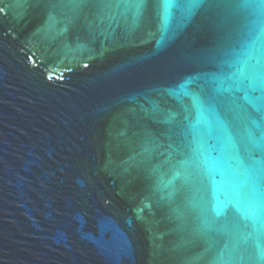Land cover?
I'll return each mask as SVG.
<instances>
[{
	"label": "water",
	"instance_id": "95a60500",
	"mask_svg": "<svg viewBox=\"0 0 264 264\" xmlns=\"http://www.w3.org/2000/svg\"><path fill=\"white\" fill-rule=\"evenodd\" d=\"M0 264H264V0H0Z\"/></svg>",
	"mask_w": 264,
	"mask_h": 264
},
{
	"label": "snow or ice",
	"instance_id": "6c2138e0",
	"mask_svg": "<svg viewBox=\"0 0 264 264\" xmlns=\"http://www.w3.org/2000/svg\"><path fill=\"white\" fill-rule=\"evenodd\" d=\"M137 3H139V0H136Z\"/></svg>",
	"mask_w": 264,
	"mask_h": 264
}]
</instances>
